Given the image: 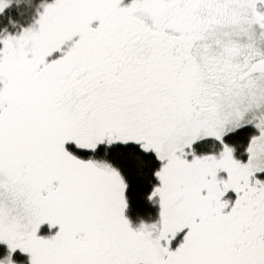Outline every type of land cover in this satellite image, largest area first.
Returning a JSON list of instances; mask_svg holds the SVG:
<instances>
[{"label":"snow or ice","instance_id":"6c2138e0","mask_svg":"<svg viewBox=\"0 0 264 264\" xmlns=\"http://www.w3.org/2000/svg\"><path fill=\"white\" fill-rule=\"evenodd\" d=\"M0 264H264V0H0Z\"/></svg>","mask_w":264,"mask_h":264}]
</instances>
